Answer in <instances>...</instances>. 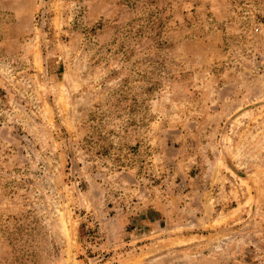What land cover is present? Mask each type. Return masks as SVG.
Instances as JSON below:
<instances>
[{"label": "rangeland", "instance_id": "374dc122", "mask_svg": "<svg viewBox=\"0 0 264 264\" xmlns=\"http://www.w3.org/2000/svg\"><path fill=\"white\" fill-rule=\"evenodd\" d=\"M0 264H264V0H0Z\"/></svg>", "mask_w": 264, "mask_h": 264}]
</instances>
